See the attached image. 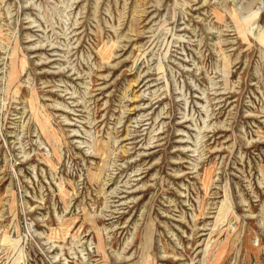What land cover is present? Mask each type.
I'll list each match as a JSON object with an SVG mask.
<instances>
[{
    "label": "rangeland",
    "instance_id": "obj_1",
    "mask_svg": "<svg viewBox=\"0 0 264 264\" xmlns=\"http://www.w3.org/2000/svg\"><path fill=\"white\" fill-rule=\"evenodd\" d=\"M0 264H264V0H0Z\"/></svg>",
    "mask_w": 264,
    "mask_h": 264
},
{
    "label": "bare ground",
    "instance_id": "obj_2",
    "mask_svg": "<svg viewBox=\"0 0 264 264\" xmlns=\"http://www.w3.org/2000/svg\"><path fill=\"white\" fill-rule=\"evenodd\" d=\"M153 139V138H152ZM97 149V148H96Z\"/></svg>",
    "mask_w": 264,
    "mask_h": 264
}]
</instances>
